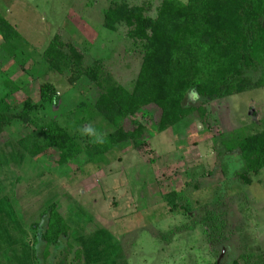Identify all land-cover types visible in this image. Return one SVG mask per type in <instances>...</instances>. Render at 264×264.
<instances>
[{
	"label": "rangeland",
	"instance_id": "1",
	"mask_svg": "<svg viewBox=\"0 0 264 264\" xmlns=\"http://www.w3.org/2000/svg\"><path fill=\"white\" fill-rule=\"evenodd\" d=\"M161 3L0 0V15L18 33L10 43L0 36V100L16 113L32 105L30 121L16 120L0 137V264H264V169L246 186L239 155L226 152L264 131V86L211 102L205 122L194 114L162 133L155 130L158 111L143 110L135 117L147 130L140 149L117 147L93 161L83 152L62 167L54 150L32 158L24 149L41 143L46 118L91 143L84 127L103 136L112 130L89 102L93 85L72 87L68 75L49 70L45 51L53 37L59 33L81 51L85 66L100 62L131 89L142 47L124 24L108 29L104 12L125 4L155 19ZM248 78L258 82L261 69ZM44 83L60 99L46 111ZM51 204L71 227L59 248L35 245L33 225Z\"/></svg>",
	"mask_w": 264,
	"mask_h": 264
},
{
	"label": "trees",
	"instance_id": "2",
	"mask_svg": "<svg viewBox=\"0 0 264 264\" xmlns=\"http://www.w3.org/2000/svg\"><path fill=\"white\" fill-rule=\"evenodd\" d=\"M104 24L108 29L124 24L128 37L142 47L131 89L117 83L100 62L85 66L81 51L61 40L59 33L49 43L45 58L49 70L68 75L72 87L81 81L94 86L89 102L112 130L103 136L102 144L91 143L68 133L55 118H46L40 128L41 143L24 145L28 156L54 150V162L62 167L83 152L93 161L117 147L140 149L147 143V130L135 117L143 110L152 107L158 111L155 130L162 133L194 114L205 122L206 106L211 102L264 86V0H162L155 19L145 15L144 7L112 5L104 12ZM0 36L7 43L18 37L1 15ZM260 69V80L252 82L248 73ZM190 96L198 103L190 104ZM40 101L43 111L59 105V95L51 84L40 86ZM31 106L16 113L7 99L0 100V137L16 120L29 122ZM226 152L239 155L243 163L239 178L251 185L252 177L264 169V131L244 137ZM172 196L173 209L176 196ZM44 219L42 229L39 223ZM40 222L33 225L35 245L59 248L70 235L71 227L55 204L46 208Z\"/></svg>",
	"mask_w": 264,
	"mask_h": 264
},
{
	"label": "clouds",
	"instance_id": "3",
	"mask_svg": "<svg viewBox=\"0 0 264 264\" xmlns=\"http://www.w3.org/2000/svg\"><path fill=\"white\" fill-rule=\"evenodd\" d=\"M81 132L83 135L90 137L95 143L102 144L104 142L103 134L98 132L92 125L84 127Z\"/></svg>",
	"mask_w": 264,
	"mask_h": 264
}]
</instances>
